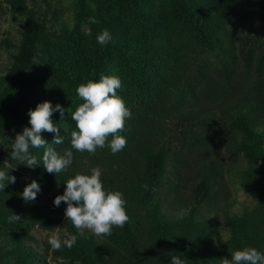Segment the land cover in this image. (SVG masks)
<instances>
[{
	"label": "trees",
	"instance_id": "16d2710c",
	"mask_svg": "<svg viewBox=\"0 0 264 264\" xmlns=\"http://www.w3.org/2000/svg\"><path fill=\"white\" fill-rule=\"evenodd\" d=\"M6 1L13 15L26 21L18 51L0 78V141L10 143L12 150L16 134L31 127L29 110L49 101L53 107L59 104L65 109L64 120L56 117V111L52 114V122L63 136V143L52 147L61 154L70 149L74 155L67 171L50 174L42 164L44 149L31 148L41 161L34 169L24 165L31 181L43 187H66L65 182L76 173L90 174L80 167L83 154L71 149L70 143L71 132L76 130L71 114L83 103L77 95L78 85L99 80L101 75H118L122 87L117 94L132 113L121 133L127 146L116 154L107 146L98 148L92 155L102 169L105 188L124 194L129 222L123 228L114 227L111 236L96 237L86 232L87 238L78 236L72 248L55 250L57 256L69 264H171L172 257L185 260V264H222V259H230L232 252L246 246L264 253V129L254 128L253 112L260 108L264 84L256 87L252 100L240 96L237 105L243 110L233 119V126L242 133L238 144L251 164L242 184L258 189L261 201L240 215L224 213L230 235L223 244L215 242L220 236L218 219L195 216L212 195L211 175L205 174L192 189L194 202L188 215L169 219L160 212L156 193L162 189L170 149L166 145L156 150L147 148L142 129L176 81L185 55L182 48L219 49L227 54L228 27L243 18L248 0H75L74 28L62 27L53 41L45 33L44 15L37 16L26 0ZM83 20L91 36L80 30ZM104 29L109 30L112 40L100 45L96 37ZM39 43L46 52L42 71L34 62ZM41 135L48 143L55 138L54 133ZM11 163L12 159L6 160L0 151V169L16 177L14 184H6L0 191V237L7 243L0 242V263L6 264L4 258L11 257L15 264H35V253L26 245L32 224L48 227L61 223L65 229L62 240L78 233L65 219L64 211L41 195L37 194L34 202L23 200L24 188ZM12 213L22 219L9 222Z\"/></svg>",
	"mask_w": 264,
	"mask_h": 264
},
{
	"label": "rangeland",
	"instance_id": "374dc122",
	"mask_svg": "<svg viewBox=\"0 0 264 264\" xmlns=\"http://www.w3.org/2000/svg\"><path fill=\"white\" fill-rule=\"evenodd\" d=\"M26 2L37 16H45L48 40H56L64 26L74 28L75 0ZM246 6L243 18L228 27L231 36L227 54L219 49L211 52L199 47L182 48L185 55L177 68L175 83L157 105V113L142 127L147 148L156 150L166 145L170 149L162 189L156 193L159 210L167 218L188 215L194 202L192 189L205 174L211 175L212 195L195 216L218 219L217 244H223L230 235L224 213L240 215L253 210L261 201L258 189L242 184L251 164L238 144L242 133L233 126V119L243 110L238 109L237 100L243 95L252 100L256 87L264 84V0H248ZM25 21L26 18L13 15L6 0H0V78L18 51ZM79 28L86 31L87 23L83 20ZM43 48V43H39L34 57L36 68L41 71L46 61ZM253 112L254 128L264 129V90L260 108ZM56 113V117L60 116L59 111ZM9 146L10 143L0 141V151L6 160L12 151ZM82 154L80 167L90 172L97 165L92 155ZM11 167L17 170L21 187L31 182L28 169L19 161L12 160ZM40 187L38 195L52 203L65 190L61 184L56 188ZM66 207L61 202L60 211L65 212ZM28 230L31 239L26 240V245L35 253V264H69L48 243L52 235L61 237L65 233L61 223L48 227L35 223ZM0 242L7 246L4 237H0ZM4 261L15 264L11 257Z\"/></svg>",
	"mask_w": 264,
	"mask_h": 264
},
{
	"label": "clouds",
	"instance_id": "9594fccd",
	"mask_svg": "<svg viewBox=\"0 0 264 264\" xmlns=\"http://www.w3.org/2000/svg\"><path fill=\"white\" fill-rule=\"evenodd\" d=\"M90 22L95 24V18H90ZM85 35L91 36V29L86 30ZM96 39L100 45H107L112 40V35L109 30L104 29ZM121 87V78L115 74L101 75L99 80L90 79L78 85L77 95L83 103L71 114L76 126V130L71 132V149L94 155L98 148L107 146L112 154H116L127 146V139L121 133L132 113L117 94ZM55 111H59L61 120H64L65 109L59 104L53 107L49 101L39 103L34 110H29L31 127H24L22 132L16 134L11 145L12 160L34 169L41 161L30 149L43 148L42 164L48 173L58 174L68 170L74 160L73 151L65 149L61 154L52 147V144L63 143L60 127L52 122ZM42 132L55 134L52 143L43 138ZM101 177L102 169L99 166L91 168L90 174L76 173L65 182L63 194L55 197L54 206L59 207L61 202L67 205L65 219L71 221L78 235L70 234L63 240L58 234L52 235L48 243L53 250L72 248L78 236L87 238L86 232L96 237L111 236L114 227L123 228L129 222L124 194L119 190L105 188ZM15 182V176L0 169V191L6 184ZM40 191L39 183L32 180L24 187L21 195L26 203L34 202ZM21 219L18 214L12 213L9 222H18ZM171 264H185V260L172 257ZM222 264H264V253L256 247L246 246L232 252L230 259H222Z\"/></svg>",
	"mask_w": 264,
	"mask_h": 264
}]
</instances>
